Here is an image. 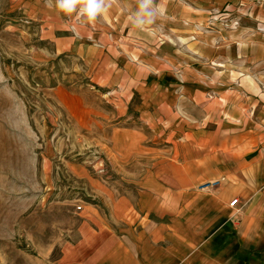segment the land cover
<instances>
[{"label":"crops","instance_id":"0c3cea01","mask_svg":"<svg viewBox=\"0 0 264 264\" xmlns=\"http://www.w3.org/2000/svg\"><path fill=\"white\" fill-rule=\"evenodd\" d=\"M15 1L44 58L75 61L111 107L56 90L78 128L106 132L109 165L72 168L93 201L39 264H264V0H157L143 31L135 0L94 25Z\"/></svg>","mask_w":264,"mask_h":264},{"label":"rangeland","instance_id":"374dc122","mask_svg":"<svg viewBox=\"0 0 264 264\" xmlns=\"http://www.w3.org/2000/svg\"><path fill=\"white\" fill-rule=\"evenodd\" d=\"M220 20L224 28L238 25ZM37 34L15 0H0V264L55 259L81 206L93 201L72 168L85 166L93 176L95 163L109 165L106 132L78 128L56 90L99 112L111 107L75 61L46 60Z\"/></svg>","mask_w":264,"mask_h":264},{"label":"clouds","instance_id":"9594fccd","mask_svg":"<svg viewBox=\"0 0 264 264\" xmlns=\"http://www.w3.org/2000/svg\"><path fill=\"white\" fill-rule=\"evenodd\" d=\"M47 7L56 10L67 17L75 16L88 24L95 22L111 8L112 0H45ZM130 21L134 28L143 31L147 26L155 24L163 9L157 0H135Z\"/></svg>","mask_w":264,"mask_h":264},{"label":"built area","instance_id":"2783aa9c","mask_svg":"<svg viewBox=\"0 0 264 264\" xmlns=\"http://www.w3.org/2000/svg\"><path fill=\"white\" fill-rule=\"evenodd\" d=\"M70 29L74 32V27L73 26H71L70 27ZM218 181H214V182H210V183H207V184H204L202 187H201V189L202 190H205V189H210V188H212V187H214V186H217L218 185ZM236 204H237V200L236 199H234V200H232L231 202H230V207H235L236 206Z\"/></svg>","mask_w":264,"mask_h":264}]
</instances>
